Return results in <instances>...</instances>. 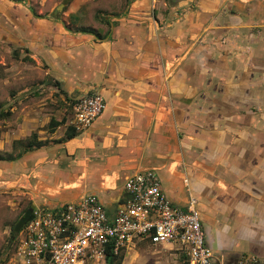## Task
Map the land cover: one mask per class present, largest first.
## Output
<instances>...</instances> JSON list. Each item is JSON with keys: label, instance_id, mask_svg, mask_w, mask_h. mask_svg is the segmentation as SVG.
Instances as JSON below:
<instances>
[{"label": "crops", "instance_id": "1", "mask_svg": "<svg viewBox=\"0 0 264 264\" xmlns=\"http://www.w3.org/2000/svg\"><path fill=\"white\" fill-rule=\"evenodd\" d=\"M222 4L228 9L221 10ZM131 8L129 16L116 17L112 22L105 19L109 22L108 36L102 40L91 34L64 35L61 32L49 38L50 55L56 58L57 66V69L52 67V71H63L65 77L77 74L87 88L101 94L107 104L89 129L64 141L73 157L68 163L73 174L69 175L64 188L52 189L59 191L55 198L60 195L67 202L93 193L111 214L121 201L124 179L138 171H129V168L134 166L141 170L145 162L148 167L153 163L161 169L159 177L171 201L183 206L189 193L196 195L192 196L198 199L204 236L216 264H232L227 262L230 257L235 264L244 255L256 256L264 264V204L250 202L240 189H235L234 195H217L203 186L198 187L199 183L198 186L192 184L184 178L183 172H178L179 157L182 158L179 145L187 147L197 139L191 136L180 140V128L189 131L198 127V108L214 109L212 105L193 104L190 95L219 100L223 95L235 99L238 93H244L247 100L264 101V0H202L199 11L192 13L196 25L205 17L210 21L213 43L220 32L228 37L235 32L245 36L248 51L243 56L241 75L233 66L230 68V64L221 65L222 62L200 55L199 59H180L178 65L182 61V68L172 76L168 68L171 54L181 53L177 51L180 47L182 54L191 50L185 44L195 22H186L180 29L182 21L166 19L170 22L166 27L170 24L169 29L178 30L175 29V35L170 38V30L162 26L163 13L159 11L154 15L156 6L154 8L150 0H135ZM42 26L49 28L47 23ZM194 44L189 42L190 47ZM219 67L226 68L223 74ZM235 85L240 90L238 93L232 88ZM87 88L83 90L90 91ZM234 115L240 118L236 111L230 117ZM163 117L168 119V125ZM64 135L54 130L44 139L61 140ZM173 145L176 150L171 152ZM71 197L73 200L69 199ZM201 197L207 200L204 206L200 203ZM248 202L252 208L246 205Z\"/></svg>", "mask_w": 264, "mask_h": 264}, {"label": "rangeland", "instance_id": "2", "mask_svg": "<svg viewBox=\"0 0 264 264\" xmlns=\"http://www.w3.org/2000/svg\"><path fill=\"white\" fill-rule=\"evenodd\" d=\"M133 1L135 0H0V105L3 110L10 112L8 118L0 120V158L5 159L0 160V264H5V257L11 254L13 242L10 246L8 244L12 238V230L25 210L31 204L51 208L54 204L64 202L60 195L55 198L59 191L52 189L64 188L69 175L73 174L68 164L73 157L69 154L64 141L51 140L40 149L23 153L27 141L33 134L38 141H48L44 138H48L54 130L56 134L63 135L67 128L68 116L66 95L80 97L93 92L77 74L74 77L70 73V76L65 77L63 71L56 73L52 71L56 58L50 55L52 49L50 36L55 37L60 35V32L64 35H73L81 30H93L103 35L109 29L103 20L107 18L112 22L116 17L125 14L129 16ZM150 1L154 8L156 6L154 15L159 11L164 15L163 27L170 23L166 19H170L182 21L180 29L184 28L186 22L194 24L193 14L199 11L202 2V0ZM221 7V10L228 9V6L223 4ZM203 19L200 25H196L195 22L196 26L191 28L192 34L187 38L188 43L185 45L191 50L188 49L182 54L180 47L181 49L177 51L181 50V53L171 54L168 68L172 76L178 73V68H182V61L178 65L180 59L187 57L192 60L200 55L202 57L204 55L205 59L219 61L220 64L222 62L221 65L230 64V68L233 66L241 75L244 71L243 56L248 51L245 36L241 32H235L228 37L226 33L220 32L213 43L214 38L209 31L210 21L208 22L207 17ZM39 22L42 25L47 23L49 28L43 29ZM175 29L176 27L169 29L170 38L175 35ZM189 42L195 44L190 47ZM55 68L57 69V66ZM222 68L219 67L221 72L226 69ZM55 81L61 83V88L57 87ZM84 88L90 91L85 92ZM232 88L237 93L240 91L236 85ZM238 94L236 100L225 98L224 95L219 100L190 95L189 100L193 104L212 105L214 109L198 108L199 115L196 118L198 127L189 131L180 128V140L191 136L197 139L195 138L194 143L187 147L179 145V155L182 158L179 157L178 172H183L184 178L192 184L198 186L199 183L198 187L203 186L205 190L213 191L220 196L234 195V190L240 188L243 194L249 193L246 192L250 189L246 184L251 183L255 177L248 175L246 178L239 175L234 177L230 173L237 170L234 168L240 164L235 158L242 155L243 146L264 147V101L247 100L243 96L244 93ZM234 111L240 118L235 115L230 117ZM186 114L190 115L187 111ZM51 119L58 122L63 120V123L53 129L49 123ZM162 120H166L165 124L168 125L167 118L163 117ZM173 121L171 119L170 123ZM83 133L84 131L77 135ZM15 140L22 143L13 144ZM172 148L171 152L175 149L174 145ZM229 162L233 168L224 173ZM145 165L144 168H154L158 172L161 170L153 163L149 167L147 162ZM252 167L254 166L251 165V169ZM135 168L133 166L129 171L139 170ZM158 174L161 177L160 172ZM163 187L165 189L164 184ZM193 193L192 195H195ZM167 194L170 196L169 192ZM72 198L69 199L73 200ZM205 201L207 200L201 197L200 203L203 206L206 205L203 203ZM200 219L202 220L201 213ZM203 234L205 235L204 232ZM256 258L258 264H261L259 258ZM233 259L230 257L227 262L233 264ZM179 263L180 260L175 259L168 250L152 248L145 244H138L135 248L123 252L122 259V264Z\"/></svg>", "mask_w": 264, "mask_h": 264}, {"label": "built area", "instance_id": "3", "mask_svg": "<svg viewBox=\"0 0 264 264\" xmlns=\"http://www.w3.org/2000/svg\"><path fill=\"white\" fill-rule=\"evenodd\" d=\"M67 105V127L79 133L103 114L107 104L92 92ZM121 193L111 214L93 193L51 208L36 207L5 264H106L108 253L119 256L138 244L166 249L179 264H216L203 234L198 200L190 193L183 206L177 205L158 172L150 168L124 179ZM258 263L255 256L244 255L235 264Z\"/></svg>", "mask_w": 264, "mask_h": 264}, {"label": "flooded vegetation", "instance_id": "4", "mask_svg": "<svg viewBox=\"0 0 264 264\" xmlns=\"http://www.w3.org/2000/svg\"><path fill=\"white\" fill-rule=\"evenodd\" d=\"M234 100H236V98ZM241 153H242L241 156L235 158V160L240 163L237 166V168H234L237 170H232L233 168L231 167L232 164L230 165L229 162L227 169L226 171H224V173H226L228 170H232L230 174L231 176L234 177H236V175L242 176V178H246V175H248L249 177H255L254 180L250 181L251 183L246 184V187L250 189L246 191L249 193L248 194L245 193V195L247 194V196L250 198V202L254 200V201H260V203L264 204V156H262L264 154V147L263 146L250 147L249 145H245V147L243 146V148L241 149ZM251 165L254 166L252 167V169H251ZM256 183L257 185L255 186L254 184ZM250 202H248L246 205L251 206L249 204ZM239 206L242 207L243 204ZM250 208H252V206Z\"/></svg>", "mask_w": 264, "mask_h": 264}, {"label": "trees", "instance_id": "5", "mask_svg": "<svg viewBox=\"0 0 264 264\" xmlns=\"http://www.w3.org/2000/svg\"><path fill=\"white\" fill-rule=\"evenodd\" d=\"M103 22L106 25L109 24V22H107L105 19L103 20ZM78 33L94 35L97 40H102L108 36V33H105L104 35H102L100 33L99 34L95 33V31H93V30H81ZM55 84L57 85V87L61 88L60 82L55 81ZM77 97H70V96L66 95V100L68 101V103H70V102L74 101ZM9 116H10V112L8 110L7 111L3 110L2 105H0V120L6 119ZM49 123L53 126V129H55L59 125H61V123H63V120L58 122V121L51 119ZM77 134L78 133L73 128L67 127L66 131H65L64 138H61L60 142L66 141V139H72L73 137H76ZM34 139H35V141H34ZM36 140H37L36 135L33 134L31 136V139L29 141H27V144H26L25 148L23 149V153H26L27 151H34V150L40 149L41 147L47 145L49 142V141H38V140L36 141ZM15 143L20 144L22 142L15 140L13 142V144H15ZM19 156H20V154H19ZM0 160H5V159L0 158ZM9 160L6 159V161H9ZM16 235L17 234H14L12 232V239H14L16 237ZM0 257H1V255H0ZM122 259H123V254H121L119 256H112L110 253H108L107 257H106V264H122ZM0 262H1V260H0Z\"/></svg>", "mask_w": 264, "mask_h": 264}, {"label": "water", "instance_id": "6", "mask_svg": "<svg viewBox=\"0 0 264 264\" xmlns=\"http://www.w3.org/2000/svg\"><path fill=\"white\" fill-rule=\"evenodd\" d=\"M126 198H130L129 195H125ZM36 206L31 204L30 207L25 210L23 216L17 221V223L15 224L12 232L15 234H18L20 232V230L22 229V227L25 225V223L29 222L30 220H32L33 218V211L35 210ZM12 238L8 244V246H10V244L12 243ZM7 246V249L9 248Z\"/></svg>", "mask_w": 264, "mask_h": 264}, {"label": "clouds", "instance_id": "7", "mask_svg": "<svg viewBox=\"0 0 264 264\" xmlns=\"http://www.w3.org/2000/svg\"><path fill=\"white\" fill-rule=\"evenodd\" d=\"M14 234H15V233H14ZM13 241H14V239H13ZM13 241H12V242H13ZM12 244H13V243H12Z\"/></svg>", "mask_w": 264, "mask_h": 264}]
</instances>
